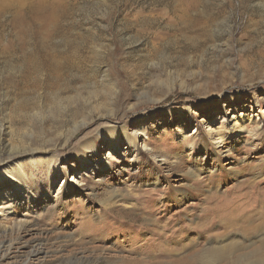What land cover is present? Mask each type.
<instances>
[{"label":"rangeland","instance_id":"1","mask_svg":"<svg viewBox=\"0 0 264 264\" xmlns=\"http://www.w3.org/2000/svg\"><path fill=\"white\" fill-rule=\"evenodd\" d=\"M33 3L45 6L32 37L67 41L78 71L64 72L66 91L41 76L37 101L13 113L0 55V159L9 146L37 150L7 164L36 171L31 202L20 200L8 235L0 227L11 242L0 264H156L254 245L264 229V0H0V37L20 35L12 23ZM241 114L237 141L226 137L216 155L209 138L230 134ZM112 127L136 131L142 149L122 156L124 141L119 153L100 143Z\"/></svg>","mask_w":264,"mask_h":264},{"label":"bare ground","instance_id":"2","mask_svg":"<svg viewBox=\"0 0 264 264\" xmlns=\"http://www.w3.org/2000/svg\"><path fill=\"white\" fill-rule=\"evenodd\" d=\"M42 6L45 5L33 3L30 6L29 10H27L28 13L26 12L27 14L20 24H18V22L16 21H13L12 23L13 27L16 28V26H21L20 35L18 33L11 38L8 37L7 39L0 37V55L5 57L2 67L4 68L3 69L4 72H6L7 74L6 78L14 80L13 83L12 82L11 84L9 83L10 84L9 89L14 90L16 95L15 94L13 95L17 96L16 98L14 97L15 99L13 103H11L12 105L11 110L13 113L19 114V111L29 109L28 107L33 102V99L36 98L35 96L36 90L42 87V81L40 79L41 76L45 75L48 78V83L45 86L50 88L56 84L59 89L62 88L61 91L63 89L66 91L69 83L66 77L67 75L65 76L64 72L66 70H69L70 72H72L70 73L71 77H74L78 71L77 70L78 64H76L77 51L75 49H71L67 41H62L61 43L56 44V43H49L47 42V40H44L43 38L37 37L35 39L34 38L35 36L32 37L33 34H35L33 31L34 29L31 27L32 22L35 21L43 13L44 9L43 11L41 10L43 8ZM1 13L2 12H0V22H1ZM58 88H57L58 92L61 93ZM241 116H243V118H240L241 120H238V117L236 116H232L233 119L235 118L234 119L235 121L234 122L229 121L228 123L230 126L229 127L230 134L227 133L226 135L216 134V136L214 135L209 138V140L211 141L210 142L211 145L216 151V155H222L226 151L223 150L226 147V143H225L226 137L230 136L232 142L237 141L235 137L238 134L239 130H235L236 129L235 126L236 124H238V121L241 122L244 121V118L247 115L241 114ZM248 120L251 121L250 116ZM134 132L136 131L129 132L124 127L120 129H117L116 127H112L110 128V130H107L105 134H99L98 138L97 137L96 138L100 143L104 144L107 142V144H109V146L112 147V150L115 153L121 152V148H122L121 141H124V144L126 145L125 146L126 152H124L125 151L124 150L121 153V155L124 156L127 152L134 153L142 149V146L139 145V143L137 142L134 136ZM210 133L212 132H209V134ZM7 147H8L7 144L3 146L4 149H7ZM86 147L87 149L91 150L93 153L95 154L98 153V146L96 142L95 143L92 142V144L90 143ZM0 151H1L0 153V157H1L3 156L2 153L4 152H2V150ZM29 152L33 153V152H37V150L34 148L16 149L15 146H9V149L6 150L7 155L0 159V184L4 183V185L9 186V189L2 196H0V227L4 229L3 233L5 236L9 234V230L11 229L10 227L11 224L9 223V220L12 219L11 215L15 212V210H17V208L22 207L24 204V203L22 204V202L20 203V200L25 199V201L26 202L28 201L29 203L31 201L28 198L31 199L34 197V194L30 190L31 187L29 184L35 178L34 171L36 170H33V168L35 167L32 168V166L33 164H35L36 159L30 160V164H31L30 166L32 169L29 171H25L23 168V164L21 163L15 165H7V164L9 162V158H12L14 156H19L22 154H27ZM108 155H110V157L113 159L114 157L113 154L108 153ZM80 158L86 161L89 158V156L86 153H84L83 155L80 156ZM100 159L101 158H99V160ZM71 182L77 184L79 183L78 180L75 178H71ZM23 187H25L26 189L25 191L27 192L24 193L22 191ZM226 224L228 223L226 222ZM217 235L218 233L214 236L212 235L213 237L211 236V240ZM253 242H255L254 245L252 244V242L247 244L239 243L237 245L235 244L225 245L219 243L216 246L205 247L204 248L205 250H193V251L190 250V252H185V254L181 256L179 255L175 259L174 257L173 259L169 258L170 260L168 262L161 263L160 261V263H156V264H264V229L258 230L256 240ZM186 243H184L182 247L186 248L187 246H189L190 243L187 244ZM244 245H249V246H244ZM10 246H11V242L8 241V239H3L0 241V259L6 255V252L9 250ZM236 247L237 248L246 247L248 249L251 248L250 253H248L249 251L248 252L242 251L240 253L238 252V254H236L235 257H233L234 255H231L232 259L228 260V255L225 254V251L232 249L235 250ZM174 249L175 248L173 247L172 248L168 247L163 252L171 255L170 253H173L171 250ZM203 251H210V252L205 253ZM180 252L178 253L181 254ZM144 262L142 261V259L122 258V260L119 263L154 264V263H148V262L144 263Z\"/></svg>","mask_w":264,"mask_h":264}]
</instances>
